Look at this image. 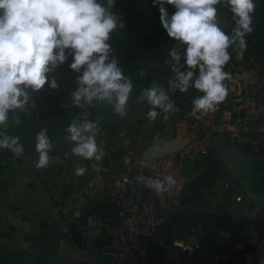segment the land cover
Segmentation results:
<instances>
[{
    "label": "clouds",
    "instance_id": "9594fccd",
    "mask_svg": "<svg viewBox=\"0 0 264 264\" xmlns=\"http://www.w3.org/2000/svg\"><path fill=\"white\" fill-rule=\"evenodd\" d=\"M222 0H150L159 12V21L175 46L169 50L167 61L174 74L169 88L153 82L141 89L138 101L150 106L146 116L155 121L164 113L178 111L169 90L186 93L190 88L201 95L192 99V114L207 115L216 111L228 95L226 79L231 73L225 65L232 58H244L246 37L254 32L253 13L257 0H224L230 7L234 26L226 33L218 23L217 5ZM116 0H0V148L10 149L16 156L24 152L19 137L6 134L9 113L24 109L30 94L45 85L58 90L60 84L50 75L68 62L74 71L76 87L71 91V103L64 108L92 105L93 101H107L119 116L129 107L134 84L124 74L115 49L109 43L112 33L123 28V20L113 11ZM174 11L169 13L167 6ZM139 75H146L143 69ZM98 122L73 119L66 127L67 139L74 141L71 153L88 160L100 161L103 149L97 145ZM37 169L50 163L53 144L42 128L36 134ZM86 168L75 167L76 175ZM143 184L157 193L167 192L177 181L172 174L163 178H148ZM178 187V186H177ZM264 264V260L260 261Z\"/></svg>",
    "mask_w": 264,
    "mask_h": 264
},
{
    "label": "crops",
    "instance_id": "0c3cea01",
    "mask_svg": "<svg viewBox=\"0 0 264 264\" xmlns=\"http://www.w3.org/2000/svg\"><path fill=\"white\" fill-rule=\"evenodd\" d=\"M205 128L200 127L199 132L203 133ZM220 137L230 146H242L232 143L227 137L226 141L225 136ZM58 141L59 139L51 140L53 149L49 153L50 163L42 169L35 167L38 152L23 153L18 157L8 150L5 155H0V264H81L82 260L87 264H253L256 260L260 264V261L264 260L263 252L255 258L252 253L245 250L244 245L238 247L237 242L230 243L231 239L222 240L220 258L217 262L209 255L200 253L188 256L174 245L177 239L202 241L213 239L219 224L211 212L214 207L232 219L252 212L257 206L248 199L247 202L237 200L235 187L238 191L241 187L224 168L213 145L212 154L209 156L220 162V175L202 190L199 200L179 204L177 197L175 204L165 213L163 226H160L155 236L146 263H141L132 252H125L120 257L102 254L97 248L109 241L104 231L94 242L96 248L88 252L82 250L78 246L79 232L75 228L76 221L69 210L62 212L61 222L53 220L50 216L51 196L57 194L69 205L71 187L92 179L93 187L88 209H99L114 215L115 206L111 199L103 197V190L107 186L105 174L93 172L85 174L83 181H77L79 176L75 174L73 168L70 169L68 160L64 158L69 150V143L66 147L60 148ZM169 144L171 142H168ZM56 155L57 158L53 161ZM205 158L204 155L194 153L185 159L186 167L190 164L187 175L184 172L187 180L205 170L207 166ZM226 181L230 183L228 187L224 185ZM227 189L235 191L234 194L226 193ZM223 193H226V198L229 199H221ZM195 211L200 212L198 214L200 219L195 228H177L173 221L171 222L173 213L184 217ZM255 215L262 220L264 212L258 209ZM165 223L173 226L166 229ZM169 239L173 240L172 243L166 242ZM261 250L264 251L262 237Z\"/></svg>",
    "mask_w": 264,
    "mask_h": 264
},
{
    "label": "rangeland",
    "instance_id": "374dc122",
    "mask_svg": "<svg viewBox=\"0 0 264 264\" xmlns=\"http://www.w3.org/2000/svg\"><path fill=\"white\" fill-rule=\"evenodd\" d=\"M137 2L150 16L159 17L158 8L151 5L150 0H137ZM170 7L172 6H167L169 13ZM216 7L220 27L231 32L234 21L232 20L230 7L224 0ZM260 7L264 8L261 4ZM259 17V19L257 18L259 21L253 22L255 26L254 32H257L256 36L251 33L246 37L247 48L244 51V58L242 60L236 59L234 48L230 49L232 58L225 65V71L231 73V76L225 81L228 87V95L232 93L231 91L234 92L239 89L241 91L251 90L258 82L264 80V44H260L258 40V37L264 32V15ZM159 28L161 44L157 45L161 46V51L154 63L151 60L144 59L142 55L143 52L147 56L150 54L149 50L152 44H147L146 42L149 43L155 39L154 31L151 28L142 29L136 37L142 44H139V46L134 45L133 48L129 47V50L126 49V44H123L122 39L113 40L121 60L127 61L126 66H123L125 68L124 74L130 76L134 84L133 91L129 97V107L124 116L116 114L112 105L107 101L94 100L92 105H85L83 108L71 107L66 109L63 107L65 103H71L70 93L75 88L71 85L72 88L69 86L72 73V70L68 67V62L71 60V57H69L68 61H65L63 65H60L50 73V75L58 79L60 88L52 90L45 85L39 92H32L29 89V103L22 110L17 109L10 112V121L18 123L24 132L32 135H35L42 128H46L50 140L59 139L60 148L66 147L69 143V150L64 155V158L68 160L70 169L73 168L75 170L76 166L86 168L85 173L79 175L77 179L79 182L84 180L85 174L93 172L106 174L108 170L114 167L118 159L130 150L147 154L148 149L153 145L157 147L167 145L176 136V128L184 127L186 129L189 126V121L200 120L197 124L200 130V127L205 126L203 123L205 115L202 116V119H199L192 114L191 109L193 107L192 99L202 93L194 88H190L186 93H181L178 90H169V96L176 104L178 111L170 113L167 120L163 119L164 113L159 109L157 111L160 114L156 120H149L146 113L150 106L146 101H138L136 99L140 95L141 89L151 86L153 82L168 89V80L174 75L167 61L169 60V50L175 46V42L167 36L161 24ZM145 60H148V70L144 69ZM141 69L146 73L144 77L139 75ZM27 116L29 117L26 121L25 118ZM73 119L78 122H83L84 119L98 122L97 145L104 151V156L100 161L88 160L71 153V148L75 142L67 139L66 127ZM183 136L186 137L187 135ZM56 158L57 155L53 161ZM189 165L186 167L185 162L182 167L186 175ZM235 189H237V200L247 202L242 189H239V191L238 188L235 187ZM228 192L233 195L235 191L227 189L226 193ZM226 193L222 194L221 199H229L226 198ZM262 201L257 203L252 212L241 215L239 219L241 237L237 241L231 239L230 242L232 244L237 242L238 247L244 245L245 250L249 252L250 249L255 247L256 251L252 253L254 257L260 256L262 252L264 253L261 250V237L264 242V217L261 220L255 215V211L258 209L264 212V203ZM260 205L262 207H259ZM255 263H257L256 260L253 264Z\"/></svg>",
    "mask_w": 264,
    "mask_h": 264
},
{
    "label": "built area",
    "instance_id": "2783aa9c",
    "mask_svg": "<svg viewBox=\"0 0 264 264\" xmlns=\"http://www.w3.org/2000/svg\"><path fill=\"white\" fill-rule=\"evenodd\" d=\"M231 92L216 111L205 115L203 123L206 128L203 133L197 127L200 120L189 121L186 129L176 128V136L171 141L186 139L187 144L182 149L152 158L130 150L118 159L105 174L107 186L103 190V197L114 203V215L99 209H88L93 187L90 179L71 187L69 205L57 194L52 195L50 216L61 222L62 212L69 210L79 232L78 246L86 252L96 248L94 242L104 231L109 241L97 248L102 254L120 257L125 252H132L141 263H146L155 236L164 223L165 213L175 204L180 188L187 181L182 170L186 158L194 153L211 155V139L216 134L264 156V80L251 90ZM164 174H172L178 187L173 186L167 192L157 193L142 182L148 178L162 179ZM224 185L228 187L229 181ZM211 212L219 221L216 236L206 241L177 239L174 245L179 251L188 256L195 253L209 255L217 262L222 240L240 239V215L229 219L222 210L215 207ZM255 251V247L250 249V253Z\"/></svg>",
    "mask_w": 264,
    "mask_h": 264
},
{
    "label": "trees",
    "instance_id": "16d2710c",
    "mask_svg": "<svg viewBox=\"0 0 264 264\" xmlns=\"http://www.w3.org/2000/svg\"><path fill=\"white\" fill-rule=\"evenodd\" d=\"M260 4L264 6V1L257 0L256 9L255 12L253 13L254 23L259 21L257 20L259 16L263 17L264 15V8L263 7L261 8ZM112 10L119 14L124 24L123 28H118L112 33L109 41V43L115 49V52L113 54L118 56L123 70L125 69L123 66H126L127 61L121 60L120 55H118L117 46L113 44V40L122 39L123 44H126V49L129 50V47L133 48L134 45L139 46V44H142L141 41L138 40L136 37L138 33L141 32L142 29L144 28H151L154 31L153 34L155 35V39L152 42L149 43L146 42L147 44H152L149 50L150 54L147 56V54L143 52L142 55L144 59L151 60V62L154 63L156 57L161 51V46L157 45V44H161V39L159 38V34H160L159 17L150 16L145 9L140 7L137 0H116V3L113 6ZM173 11L174 8L170 7V13ZM224 31L226 33H230L228 29H224ZM256 33L257 32H253L252 35L256 36ZM258 38L260 44H264V32ZM231 48L232 47L229 48V52ZM148 60H145L146 61L144 67L145 70H148V65H147ZM76 75L77 74L74 71H72L70 76L71 80H69V86L71 85L73 87H76L75 84ZM71 86L70 88H72ZM28 117L29 116L25 118L26 121L28 120ZM224 139L228 141L226 137H224ZM8 150L10 149L0 148V155H5L6 152H8ZM204 157H206L205 159L207 161V166L205 170L199 172V174L193 177L192 179L184 182V184L180 188V192H179L180 195L178 196L179 204H184L186 202H191L193 200L195 201L199 200L202 194V190L205 187L211 185L215 181L216 177L220 175L221 172L220 162L215 160L214 158H211L210 156H204ZM199 213H200L199 211L190 212L186 214L184 217H181V215L176 216V214L173 213L174 215H171V219H172L171 222L173 221V223L176 225L177 228H195L197 227L200 219L198 216ZM164 225H166L165 226L166 229L171 228L173 226L172 224L169 223L168 224L165 223ZM172 241H173L172 239L166 240L167 243H172Z\"/></svg>",
    "mask_w": 264,
    "mask_h": 264
},
{
    "label": "water",
    "instance_id": "95a60500",
    "mask_svg": "<svg viewBox=\"0 0 264 264\" xmlns=\"http://www.w3.org/2000/svg\"><path fill=\"white\" fill-rule=\"evenodd\" d=\"M6 123V134L19 137L18 142L23 146V153H36V135L24 132L18 123L12 121ZM186 144V139H179L172 140L171 144L161 147L153 145L148 149L147 155L152 158L175 152L182 149ZM212 145L224 168L241 187L245 197L256 204L261 202L264 196V156L255 154L243 146H230L220 135L212 137ZM81 264H87V262L82 260Z\"/></svg>",
    "mask_w": 264,
    "mask_h": 264
}]
</instances>
